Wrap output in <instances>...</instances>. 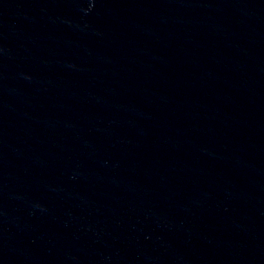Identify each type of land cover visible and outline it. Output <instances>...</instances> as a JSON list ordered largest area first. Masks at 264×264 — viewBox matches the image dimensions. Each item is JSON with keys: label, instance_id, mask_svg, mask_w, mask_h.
<instances>
[{"label": "water", "instance_id": "95a60500", "mask_svg": "<svg viewBox=\"0 0 264 264\" xmlns=\"http://www.w3.org/2000/svg\"><path fill=\"white\" fill-rule=\"evenodd\" d=\"M0 264H264V0H0Z\"/></svg>", "mask_w": 264, "mask_h": 264}]
</instances>
